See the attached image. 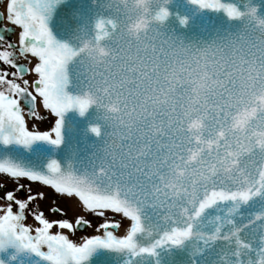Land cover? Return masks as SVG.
I'll list each match as a JSON object with an SVG mask.
<instances>
[{
	"label": "snow or ice",
	"instance_id": "obj_1",
	"mask_svg": "<svg viewBox=\"0 0 264 264\" xmlns=\"http://www.w3.org/2000/svg\"><path fill=\"white\" fill-rule=\"evenodd\" d=\"M50 2L54 0H6V22L19 31L14 42L8 39L10 33L0 34V62L6 66L0 68V143L46 141L59 145L61 115L72 107L83 114L89 106L87 96L65 91V67L76 53L50 34L45 24ZM192 3L223 9L229 18L239 15L235 6L221 0ZM166 15L162 8L158 19ZM102 27L97 23L98 31ZM249 51L255 54L253 49ZM32 59L36 62L29 67ZM28 75L35 79L29 81ZM83 83L76 80L77 87ZM38 98L51 120L36 116ZM212 102L214 118L206 132L191 137L177 135L180 130L170 127L169 143L160 155L154 124L135 133L124 126L118 128L91 170L80 175L59 171L54 160L48 163L47 174L0 161V173L38 181L57 194L75 197L87 214L69 219L53 198L49 211L60 218L50 221L43 210L28 217L26 210L38 197L29 189L20 198L24 186L18 185L0 197L7 202L0 205V251L11 247L16 253L35 254L46 264H81L95 248L103 247L130 254L125 264H139L136 258L154 255L156 247L190 241L192 264H264V116L251 121L250 111L240 110L236 99L223 92ZM260 104L264 106V98ZM234 105L236 110L231 111ZM24 110L46 128L26 129ZM90 131L96 134L98 130ZM39 198L44 199V193ZM106 212L127 218L126 234L114 235L119 222L106 217ZM29 218L37 225L34 234L23 223ZM92 218L101 220L95 230H103V234L85 237L81 243H74L61 231L50 233L56 227L75 236L92 226ZM138 236L148 241L146 246L137 243ZM8 259L14 260L15 255Z\"/></svg>",
	"mask_w": 264,
	"mask_h": 264
},
{
	"label": "clouds",
	"instance_id": "obj_2",
	"mask_svg": "<svg viewBox=\"0 0 264 264\" xmlns=\"http://www.w3.org/2000/svg\"><path fill=\"white\" fill-rule=\"evenodd\" d=\"M162 8V0H100L92 35L68 46L76 54L65 67L67 86L74 79L84 82L76 96L88 97L108 129L100 155L121 126L135 133L155 124L158 155L166 151L170 127L191 137L206 132L220 92L249 110L251 121L264 116V19L255 7L230 18L242 21L236 34L200 46L165 35L159 25L167 15L158 19ZM97 23L103 25L99 31ZM92 128L101 134L100 125Z\"/></svg>",
	"mask_w": 264,
	"mask_h": 264
},
{
	"label": "water",
	"instance_id": "obj_3",
	"mask_svg": "<svg viewBox=\"0 0 264 264\" xmlns=\"http://www.w3.org/2000/svg\"><path fill=\"white\" fill-rule=\"evenodd\" d=\"M221 2L231 3L242 12L248 7H255L256 15L264 19V0ZM162 4L168 14L159 25L160 29L165 35H171L184 43L200 46L201 43L234 35L241 28L242 21L230 19L223 9L200 8L192 0H162ZM49 8L45 13V24L50 34L56 42L72 47L78 46L83 39L92 35L94 21L102 14L100 0H95V3L93 0H54L50 2ZM65 91L69 95L79 94L80 89L76 86L75 79L66 86ZM60 120L59 145L46 141H33L28 145L0 143V161L7 160L22 169L40 174H47V165L52 160L56 161L61 172L80 175L90 171L92 162L100 155L104 132L108 130L103 125L101 112L95 105H90L83 114L72 107L61 115ZM95 125L101 126L99 136L90 131ZM136 240L140 246L148 243L139 236ZM190 243L185 241L180 246L161 245L154 249V255L142 254L136 261L139 264H192ZM13 255L15 259L9 261L8 258ZM129 256L125 251L97 247L81 264H125ZM0 261L5 264H46L35 254L28 251L16 254L11 247L0 251Z\"/></svg>",
	"mask_w": 264,
	"mask_h": 264
},
{
	"label": "bare ground",
	"instance_id": "obj_4",
	"mask_svg": "<svg viewBox=\"0 0 264 264\" xmlns=\"http://www.w3.org/2000/svg\"><path fill=\"white\" fill-rule=\"evenodd\" d=\"M15 41H16V39H15ZM32 62H34V60H32ZM32 78H34L33 75L31 77V79ZM31 79H30V81H31ZM36 113L37 114L44 113V110L40 107V103L36 104ZM24 117H25V115H24ZM26 120H27V118H26ZM30 130H34L35 131L37 129H31L30 128ZM0 180L4 181L6 184L11 183L13 185H22L23 183H25V181L22 180V179L12 180V179H9V178H7V177H5L3 175H0ZM31 185L36 186L43 193L48 192V191L54 192L52 189H50V188H48L46 186L40 185V184L33 183ZM61 195L62 196H58V197H60V199L62 201V204L64 206L69 207V209L72 212H74L75 214H77V215H80V216L87 215L84 211H82V206L78 203L77 198H75V197L68 198L65 194H61ZM0 214H2V212H0ZM105 216L108 217V218H113L114 217L115 221L119 222V225H120L119 230L118 231H114V235H117L119 237V236H122V235L126 234V227L130 226L127 218H123L119 214H113V213H110V212H106ZM49 217H50V219H49L50 221L54 219V217H51V216H49ZM92 221H94V224L92 225L93 228L89 229V232H88L89 234L88 235H82V233H80L78 235V238L75 239V240L73 239L74 238L73 235L68 234L66 231L60 230V229H58L56 227H54L52 230H50V233L51 234H55L57 231H63L66 235H69V238L72 239L74 243H81L85 237H90L92 235H102L103 234V230H100L99 232H97L95 230L97 225L101 222V220H97V218H92ZM28 227L30 228V230L32 232H34V228L36 227V225L33 224V223H28Z\"/></svg>",
	"mask_w": 264,
	"mask_h": 264
},
{
	"label": "rangeland",
	"instance_id": "obj_5",
	"mask_svg": "<svg viewBox=\"0 0 264 264\" xmlns=\"http://www.w3.org/2000/svg\"><path fill=\"white\" fill-rule=\"evenodd\" d=\"M43 118H44V117H43ZM47 120H49V118H47ZM29 127H30V128H37V129H40V130H41V129H45V128H46V125L42 124V126H36V127H34V121H32V122H29ZM15 184H16V183H15ZM26 184H27V185H30L29 183H26ZM9 185H10V184H9ZM28 189H31V192L36 193L38 198H37L35 201H33V202H31V203L29 204L28 210H27V212L25 213L26 216H28V217H32L33 212H38V211H40V210H43L44 213H45V216L47 217V215H48V218H49V219H50L49 216L54 217V219L60 218V217H57V216L53 215V214L50 213V211H49V207H50V205L53 203V198H55V204H56V205H58L59 207H62V208L65 209V213H66L67 218L72 219L73 217L77 216V214H75L74 212H72V211L69 209V207L64 206V205L62 204V201H61L60 197H58V196H61V195L56 194V193L51 192V191H48V192H45V193H44V199H40V198H39V193H41L42 191H40L36 186H31V185H30V187H29ZM42 193H43V192H42ZM4 194H5V193L2 192L1 195H0V197H2ZM0 203L3 204V205H6V204H7V202L4 201V200H2V202H0ZM13 205H14V204H13ZM13 205H12V206H13ZM46 214H47V215H46ZM27 221L33 222V219L29 218V219H27ZM34 224H35V223H34ZM93 224H94V221H92V225H93ZM92 228H93V226H91V227H86V230L83 231L84 233H82V232H80V233H82V235H88V234H89V233H88V232H89V229H92ZM80 233H79V231H78V232L75 234V236H73L74 239H77V238H78V234H80Z\"/></svg>",
	"mask_w": 264,
	"mask_h": 264
}]
</instances>
